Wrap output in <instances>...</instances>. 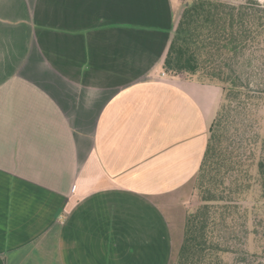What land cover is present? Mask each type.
<instances>
[{
    "label": "crops",
    "instance_id": "1",
    "mask_svg": "<svg viewBox=\"0 0 264 264\" xmlns=\"http://www.w3.org/2000/svg\"><path fill=\"white\" fill-rule=\"evenodd\" d=\"M183 5L0 0L5 264L170 263L223 95L162 68Z\"/></svg>",
    "mask_w": 264,
    "mask_h": 264
},
{
    "label": "trees",
    "instance_id": "2",
    "mask_svg": "<svg viewBox=\"0 0 264 264\" xmlns=\"http://www.w3.org/2000/svg\"><path fill=\"white\" fill-rule=\"evenodd\" d=\"M257 62L262 68L255 70ZM162 68L223 88L195 176L200 203L185 216L183 239L169 264H228L229 244L259 235L256 223L248 222L264 201V129L256 128L264 101V5L184 0Z\"/></svg>",
    "mask_w": 264,
    "mask_h": 264
},
{
    "label": "rangeland",
    "instance_id": "3",
    "mask_svg": "<svg viewBox=\"0 0 264 264\" xmlns=\"http://www.w3.org/2000/svg\"><path fill=\"white\" fill-rule=\"evenodd\" d=\"M235 2H238V0H233ZM259 3L264 5V0H257ZM255 70L258 68H262V65L260 63H255L254 65ZM263 82V78L256 76L255 82ZM217 82V81H214ZM219 83V82H218ZM261 126L260 129H264V101L260 104V106L257 109V126ZM196 195L198 196V203L194 206H189V201H183L181 205L178 206L179 212H184L187 214L193 212L198 204L200 203V197L198 195V192L196 191ZM247 205H252V200H246L244 202ZM260 210L257 212H254L252 214L251 220L248 222V224H251V222L254 224L256 223L258 227V233L259 235L255 238L249 237L248 239H244L243 241H238L242 244H229L231 246V252L227 253L225 256V260L228 262V264H264V201H260ZM185 219V218H184ZM183 223L179 224H173V232H174V254L172 257L175 256L177 253L182 239H183ZM238 240V239H235ZM250 249V252L252 254L246 255L245 252H247V249ZM172 259V258H171ZM171 261V260H170Z\"/></svg>",
    "mask_w": 264,
    "mask_h": 264
},
{
    "label": "built area",
    "instance_id": "4",
    "mask_svg": "<svg viewBox=\"0 0 264 264\" xmlns=\"http://www.w3.org/2000/svg\"><path fill=\"white\" fill-rule=\"evenodd\" d=\"M160 74H161V75H165V71H164V70L161 71Z\"/></svg>",
    "mask_w": 264,
    "mask_h": 264
}]
</instances>
